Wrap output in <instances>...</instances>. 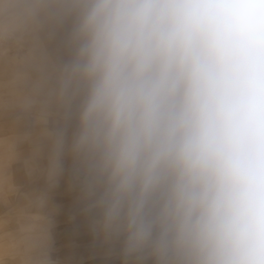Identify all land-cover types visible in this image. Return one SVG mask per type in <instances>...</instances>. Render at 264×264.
Returning <instances> with one entry per match:
<instances>
[{
  "label": "clouds",
  "instance_id": "9594fccd",
  "mask_svg": "<svg viewBox=\"0 0 264 264\" xmlns=\"http://www.w3.org/2000/svg\"><path fill=\"white\" fill-rule=\"evenodd\" d=\"M64 25L69 59L7 81L75 120L42 132L48 181L71 155L124 264H264V0H30L26 29Z\"/></svg>",
  "mask_w": 264,
  "mask_h": 264
},
{
  "label": "rangeland",
  "instance_id": "374dc122",
  "mask_svg": "<svg viewBox=\"0 0 264 264\" xmlns=\"http://www.w3.org/2000/svg\"><path fill=\"white\" fill-rule=\"evenodd\" d=\"M29 1L8 0L7 10L0 3V264H46L48 256L53 264H124L120 246L93 229L71 155L56 182L48 181L51 143L42 132L67 127L70 139L75 120L61 112L40 124L16 106L25 89L7 86L13 71L48 78L71 55L68 25L39 33L24 27Z\"/></svg>",
  "mask_w": 264,
  "mask_h": 264
},
{
  "label": "bare ground",
  "instance_id": "6f19581e",
  "mask_svg": "<svg viewBox=\"0 0 264 264\" xmlns=\"http://www.w3.org/2000/svg\"><path fill=\"white\" fill-rule=\"evenodd\" d=\"M30 2V1H29ZM23 3V2H22ZM28 3V2H27Z\"/></svg>",
  "mask_w": 264,
  "mask_h": 264
}]
</instances>
